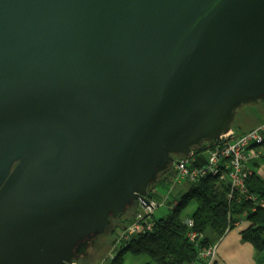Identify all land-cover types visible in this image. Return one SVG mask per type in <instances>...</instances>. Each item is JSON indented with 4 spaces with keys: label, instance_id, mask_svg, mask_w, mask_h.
Here are the masks:
<instances>
[{
    "label": "water",
    "instance_id": "water-1",
    "mask_svg": "<svg viewBox=\"0 0 264 264\" xmlns=\"http://www.w3.org/2000/svg\"><path fill=\"white\" fill-rule=\"evenodd\" d=\"M260 102L264 0H0V264L87 257Z\"/></svg>",
    "mask_w": 264,
    "mask_h": 264
},
{
    "label": "trees",
    "instance_id": "trees-1",
    "mask_svg": "<svg viewBox=\"0 0 264 264\" xmlns=\"http://www.w3.org/2000/svg\"><path fill=\"white\" fill-rule=\"evenodd\" d=\"M210 142L206 141L192 148V154L201 165L207 159L204 151L208 150L207 146ZM172 157L181 159L185 156L172 155ZM171 168L172 164L167 173L160 174L158 183L165 184L167 180L165 176L171 173ZM155 185L149 186L148 199H154ZM246 185L249 193L240 196L243 209L239 212L234 209L233 204H230V191L225 183L208 177L191 184L189 192L181 201L177 199L172 201L170 213L161 218H155L154 215L146 218L153 225L151 230L147 231L145 228V233L140 232L128 241L119 238L117 244H114L115 256L111 264H122V254L126 251L134 256H148L151 260L148 264H195L202 261L201 250L212 246L210 239L205 236L207 231L210 230L213 235L223 238L228 230H234L237 225L245 222L249 226L242 231V240L254 248L256 264H264V207L260 204L264 202V178L257 170H254ZM248 196H250L249 199ZM252 197L254 199H251ZM192 203L196 205L195 212L189 219L183 220L181 213ZM139 208L142 206L140 202H137L125 216L112 219L104 235L111 230L112 233H116L127 229L136 221L135 213ZM189 220L193 222L192 228L188 223L186 224ZM192 232L197 233L198 237L191 239L189 235ZM95 245L97 241L89 248L88 256L90 249ZM117 248H119L118 251H116ZM88 256L81 257L79 260ZM79 260L75 262L78 263Z\"/></svg>",
    "mask_w": 264,
    "mask_h": 264
},
{
    "label": "built area",
    "instance_id": "built-area-1",
    "mask_svg": "<svg viewBox=\"0 0 264 264\" xmlns=\"http://www.w3.org/2000/svg\"><path fill=\"white\" fill-rule=\"evenodd\" d=\"M207 159L205 163L195 165V157L191 153L175 162L179 177L187 179L191 184L212 177L229 188V201L234 207L242 211V195H248L246 182L254 170L261 175L264 169V124H260L241 137H234L231 131L217 141H211L207 146ZM250 196H248V199ZM251 199H254L253 197ZM264 207V202L260 203ZM148 208V207H147ZM149 215L141 213L135 218L131 229L125 231L120 239L130 240L132 236L152 229V223L146 219ZM192 222V221H189ZM192 225V223H191ZM129 231V232H128ZM191 239H195L197 233H190ZM204 253H201V258ZM79 264V263H74Z\"/></svg>",
    "mask_w": 264,
    "mask_h": 264
},
{
    "label": "rangeland",
    "instance_id": "rangeland-1",
    "mask_svg": "<svg viewBox=\"0 0 264 264\" xmlns=\"http://www.w3.org/2000/svg\"><path fill=\"white\" fill-rule=\"evenodd\" d=\"M260 124H264V103L260 102L257 104L246 105L242 109L238 110L236 113L235 121L232 124V131L234 132V137H241ZM204 154H207V150L204 151ZM178 159H176L175 162ZM195 162H197V165L201 164L197 161V159L195 160ZM197 165L193 164L194 167H196ZM170 172L171 173H168L167 176H165L167 180H165L166 182L164 185L160 183L155 185L156 192L153 195L154 199H149L150 205L148 206V208L141 204L142 208H139L137 210V212L135 213L136 217L140 213L143 216L154 215L155 218L164 217L171 212L170 207L172 201L174 199H177V201H181L183 196L189 192L191 184L187 181V179L179 177V172L176 169L175 163H172V168ZM261 172L263 173L262 176L264 178V169L261 170ZM234 209L237 210L235 207ZM195 210V203L186 206L183 212L181 213V218L183 220L189 219L193 215ZM189 221H187L186 224L188 223V225L192 228L193 222ZM132 225L134 224L129 225L127 229H124V231H117L116 233H112V230L109 231L107 234H105L98 240L97 245H95L94 248L92 247L90 249V254L88 258H83L79 260L80 262L78 263L111 264L115 256L114 249L116 246L114 244H117L121 235L129 228L131 229ZM231 231L232 230H228L226 234ZM205 236L210 239L211 243H213L214 239L212 231H207ZM189 237L192 238L191 235H189ZM195 237L197 238L198 234ZM201 253H204V256L201 258L202 260L215 259L218 255L216 244H213V246L209 248L202 249ZM122 258V264H148L151 262L148 256H134L129 251L124 252L122 254Z\"/></svg>",
    "mask_w": 264,
    "mask_h": 264
},
{
    "label": "crops",
    "instance_id": "crops-1",
    "mask_svg": "<svg viewBox=\"0 0 264 264\" xmlns=\"http://www.w3.org/2000/svg\"><path fill=\"white\" fill-rule=\"evenodd\" d=\"M249 226L248 223L239 224L223 238L213 235V244L217 246L215 259H207L195 264H256L255 251L251 244L242 240L241 233Z\"/></svg>",
    "mask_w": 264,
    "mask_h": 264
},
{
    "label": "flooded vegetation",
    "instance_id": "flooded-vegetation-1",
    "mask_svg": "<svg viewBox=\"0 0 264 264\" xmlns=\"http://www.w3.org/2000/svg\"><path fill=\"white\" fill-rule=\"evenodd\" d=\"M176 160V159H175Z\"/></svg>",
    "mask_w": 264,
    "mask_h": 264
}]
</instances>
